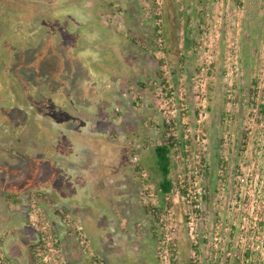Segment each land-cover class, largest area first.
I'll use <instances>...</instances> for the list:
<instances>
[{
	"label": "rangeland",
	"instance_id": "374dc122",
	"mask_svg": "<svg viewBox=\"0 0 264 264\" xmlns=\"http://www.w3.org/2000/svg\"><path fill=\"white\" fill-rule=\"evenodd\" d=\"M0 1V13L8 11L0 19V237L18 220L13 213L7 221V207L27 198L23 221L34 241L21 264H69L62 251L69 232L75 239L68 242L93 254L89 238L98 247L107 216L92 217L87 208L117 213L104 185L123 167L131 170L129 186L120 188L128 199L108 223V233L124 242L122 263L188 264L195 205V223L211 238L219 220L231 225L244 210L263 208L264 0H212L199 8L188 49L182 25L163 36L165 0H148V39L129 37L116 23L107 30L120 35L108 42L98 24L101 0ZM114 57L118 73L109 72ZM99 128L107 132L96 144L85 133ZM169 138L180 143L172 150L173 190L161 203L154 148ZM80 161L97 168L92 189L88 177L69 169ZM77 192L78 205L62 202ZM91 193L97 201L87 203ZM60 202L68 210L80 205L73 217L81 224L61 214ZM12 263L0 245V264Z\"/></svg>",
	"mask_w": 264,
	"mask_h": 264
},
{
	"label": "crops",
	"instance_id": "0c3cea01",
	"mask_svg": "<svg viewBox=\"0 0 264 264\" xmlns=\"http://www.w3.org/2000/svg\"><path fill=\"white\" fill-rule=\"evenodd\" d=\"M99 3L100 4H98V7L101 13L99 15L100 20L98 24L100 28L102 26L104 27L103 29L101 28L102 30H104V32H107L105 33L106 35H108V37L105 38L107 42L109 41L110 37L111 39H114L113 36L119 37L120 35L118 34L117 32L118 30L116 28H114L115 34L113 35H110L109 31L107 30V29H110L109 26L116 24V23L119 26L124 28V32H126L127 36L129 37L136 35V36H139L141 40L149 38L147 37L150 35L148 32V29H149L148 26L152 19V12H150L151 10L149 9L150 7L148 6L149 4L148 0H101L99 1ZM91 4H92L91 1H89L87 2L86 5H89L90 7ZM211 4H212V0H165V9H166V13H165L166 19L165 20L167 23V37L169 36L171 37L174 31L173 27L175 25H178V24L182 25L183 32L181 34L185 35L184 46L188 49L189 45L191 44L189 41V36H192V32H190L189 30L190 22L192 23V20H194L193 22L195 23L197 22L198 19L196 20V18L199 15L198 14V12L200 11L199 8L204 9L210 6ZM80 8L85 9V5H81ZM82 17L84 19L88 18L89 21L92 22L90 13L85 12V15ZM114 61H116V63L114 62L115 65H113L114 69L109 70V72L110 71L114 72L115 70V72L118 73L119 63L115 57H114ZM117 76L118 75H116L115 77L112 76L111 80H114L115 78L119 79ZM64 131L67 132V135H73V133L70 131H67V130H64ZM105 132H107V129L99 128V129H92L90 133L87 132L85 134L93 138L91 142L97 144V143L104 142L103 133ZM109 137H110V134H109ZM109 141L112 143L114 142V140L113 141L109 140ZM88 151L89 150H87V148L84 150V152L86 153H88ZM120 152L122 153L123 150L121 149ZM122 156H124L123 153H122ZM1 168L4 169V167H1ZM74 168L75 170L79 172L80 177H88L89 182L87 183V185L90 186V189L93 188V184L97 185V181H98L96 177L97 168L90 167L88 164H86V162H83V161H80L79 164H73L69 169H74ZM130 171H131L130 168L123 167L122 171H118L117 173L113 175V177L112 176L110 177V179H112L113 181L109 179L107 183H105L106 186L104 185V187L108 188V190L106 191L107 195L105 196V199H106L105 202L108 201L109 204L110 202L112 204L116 202L115 204H117V209H116L117 213L112 214L104 210L102 213H100L101 211H96L94 208H91V210H89L86 207L87 212L90 215H92V217H95L96 212H99V214L102 217L107 216V220L99 224V226H101L100 231L102 233L99 230H98V233H96V235L98 236L97 241L99 242L98 247L97 246L95 247L91 239L89 238V243H90L91 250L93 251V254H89V255L84 254V252H82L80 247L78 246V242H76V240L73 243L68 242V240L72 239V237L73 239H75V236H73L71 232H69V234H71L70 235L71 237L69 236L68 238H65L64 236L63 242H62L63 244L62 251H63V254H65V257L67 258L66 260L68 261L69 264H93L92 256H101L102 258H104V260H107L109 264H119L120 257L123 255L122 246H124V242L122 241V238L115 239L113 237L114 232H112L111 234L108 233L109 230L111 231L110 229L111 227L108 225V223L110 222L114 223L115 221H117L114 216L116 217L121 216L119 214V210H121V212L123 211L122 205L128 199L127 193L124 194V192L121 191V189L124 185L129 186L130 178H131L129 174ZM32 176L34 175L32 174ZM120 184L122 186L118 187V185ZM44 185H45V189H42V192L44 195L42 196L46 198L47 197L46 195H49V192H48L47 184H44ZM112 189H116L117 193H114V196H112L110 199L108 192ZM22 192H24V188H20V190H18L17 192H14V194L17 195ZM59 192H60V188H58V193ZM61 197H62V202L68 199V202L71 201L72 203L74 202L78 205L81 194L77 192L76 196L66 197V195H64ZM91 201H97L94 199V193H91V197H89V200L87 203ZM62 202H60L59 204L62 207L61 214L66 215L69 218L72 217L76 222H79L81 224L79 220H76L73 217V216H76L74 213L81 209L80 205L78 208L76 207V209L69 207L71 210L70 211L67 209V207ZM74 203L70 205L73 207L75 205ZM26 204H27V198L20 200L18 199V197L15 198V200L12 203H10V205L8 204L9 206L7 207V209H8L9 214L7 216L8 217L7 221L9 222V220H11V217L9 215H13V213L14 215H17L18 220L17 222L14 223V225H12L11 223L12 220H11L6 227L7 229L5 233L7 234L4 235L3 233V235L0 237V240L2 242L0 243L1 252L3 253V255L11 259L16 264H21V259L23 258V256L26 255V253L30 254L28 252V249L30 248V246L32 245L34 241L33 240L34 231L32 229L28 230L25 222L23 221V215L25 213V210L23 207H25ZM112 207L115 208L116 205H112ZM69 214H71L72 216ZM111 217H112V220H111ZM93 231L94 230H92V233ZM17 232L20 233L19 237L15 235V233ZM87 233L89 235L91 234V230L89 228L87 229ZM35 235L37 236L36 233ZM28 238L31 239L32 242L27 241ZM134 248L132 247L131 249L133 250ZM27 261L29 262L30 259L28 258Z\"/></svg>",
	"mask_w": 264,
	"mask_h": 264
},
{
	"label": "built area",
	"instance_id": "2783aa9c",
	"mask_svg": "<svg viewBox=\"0 0 264 264\" xmlns=\"http://www.w3.org/2000/svg\"><path fill=\"white\" fill-rule=\"evenodd\" d=\"M256 200L257 196L250 195ZM262 209L244 210L238 223L227 224L223 230L222 221H218L215 237L202 224H196L199 205L194 206L189 215L188 238L193 243L190 253L195 264L200 263L199 250L202 241L205 244L206 264H264V195L260 197ZM173 229V228H172ZM78 231H82L78 228ZM82 245L85 241L81 242Z\"/></svg>",
	"mask_w": 264,
	"mask_h": 264
},
{
	"label": "trees",
	"instance_id": "16d2710c",
	"mask_svg": "<svg viewBox=\"0 0 264 264\" xmlns=\"http://www.w3.org/2000/svg\"><path fill=\"white\" fill-rule=\"evenodd\" d=\"M2 14L6 15V14H8V11L1 12L0 13V19L2 17ZM43 18H48V17L44 16ZM10 23L11 22H9L7 24L10 25ZM20 25H22V24H20ZM16 29L19 30V26H17ZM163 36H164V38L165 37L167 38V35H163ZM4 48H5V50L7 49L8 52L11 50L8 45H7V47L4 46ZM261 108L264 110V106H262ZM172 140H173L172 138L165 139V140H163V142L161 144L157 145L154 148L155 169L157 170L158 175L160 177V181L158 183V194H159V198H160L161 203L165 202L167 196L173 190V183L170 179V174H171L172 167H173L172 150L174 149V146L176 143H180L179 142L180 140L175 141V143L172 142ZM149 209L150 208L147 207V211H149ZM151 210L152 209H150V212H152ZM156 210H159V209L155 208L154 211H156ZM35 262H36V259L32 258V264H36Z\"/></svg>",
	"mask_w": 264,
	"mask_h": 264
},
{
	"label": "flooded vegetation",
	"instance_id": "af4514ba",
	"mask_svg": "<svg viewBox=\"0 0 264 264\" xmlns=\"http://www.w3.org/2000/svg\"><path fill=\"white\" fill-rule=\"evenodd\" d=\"M226 225H227V220L222 219L223 230H225ZM204 245L205 244L202 241V247L199 250L201 261H200V263H197V264H206L208 262V259H207L206 253H205L206 248H204ZM127 248L130 251L132 250L130 247H127ZM188 249H189V254L192 253V251H193V243H192V241H189V248ZM124 257H125V254H123L120 257L119 264H128V263H122L121 262V260L124 259ZM12 264H16V263L13 262ZM94 264H103V263H101V262L99 263V261H96ZM105 264H109V262H107V260H105ZM188 264H195L194 261L192 260V256L191 255L189 256V263Z\"/></svg>",
	"mask_w": 264,
	"mask_h": 264
}]
</instances>
